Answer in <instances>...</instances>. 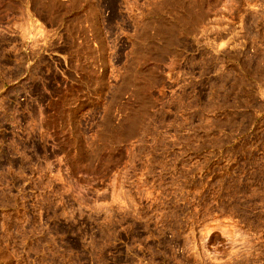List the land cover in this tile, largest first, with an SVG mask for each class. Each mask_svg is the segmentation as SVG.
Here are the masks:
<instances>
[{
	"label": "rangeland",
	"instance_id": "1",
	"mask_svg": "<svg viewBox=\"0 0 264 264\" xmlns=\"http://www.w3.org/2000/svg\"><path fill=\"white\" fill-rule=\"evenodd\" d=\"M0 264H264V0H0Z\"/></svg>",
	"mask_w": 264,
	"mask_h": 264
}]
</instances>
